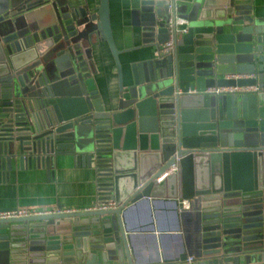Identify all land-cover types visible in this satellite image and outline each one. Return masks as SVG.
Wrapping results in <instances>:
<instances>
[{"label": "water", "instance_id": "obj_1", "mask_svg": "<svg viewBox=\"0 0 264 264\" xmlns=\"http://www.w3.org/2000/svg\"><path fill=\"white\" fill-rule=\"evenodd\" d=\"M45 5L52 15L29 21ZM178 19L175 53L133 66L125 88L109 0L96 13L68 0H0V182L14 166L51 172L56 152L74 151L96 168L99 202L115 203L0 221V264H264V22L242 0H143L134 13L156 48ZM101 42L120 85L109 110L95 80ZM225 87L256 91L206 93ZM184 200L195 213L188 248L140 257L136 234L166 232L163 205L181 231Z\"/></svg>", "mask_w": 264, "mask_h": 264}, {"label": "crops", "instance_id": "obj_2", "mask_svg": "<svg viewBox=\"0 0 264 264\" xmlns=\"http://www.w3.org/2000/svg\"><path fill=\"white\" fill-rule=\"evenodd\" d=\"M143 0H109L110 25L119 56L124 87L132 81L133 66L157 59L155 39L147 36L143 26H137L134 13L138 12ZM174 1V0H170ZM197 0H175L177 5H193ZM247 14L264 22V0H242ZM71 8L88 5L92 13L100 7V0H68ZM52 6L45 5L33 10L29 21L45 22L52 15ZM93 59L96 64V86L107 110L117 103L120 96L118 70L112 53L105 42L95 46ZM74 151L56 152L51 172L41 166L21 169L14 166L9 177L0 182V210L16 208L58 212L60 209L85 211L99 201L98 175L94 165L88 167L77 159ZM160 225L166 232H141L135 237V251L143 259L173 258L188 248V237L195 234V213L188 211L187 222H181V231L176 227L172 206L163 205ZM187 212V211H186ZM135 224L147 222L145 211L133 213Z\"/></svg>", "mask_w": 264, "mask_h": 264}, {"label": "built area", "instance_id": "obj_3", "mask_svg": "<svg viewBox=\"0 0 264 264\" xmlns=\"http://www.w3.org/2000/svg\"><path fill=\"white\" fill-rule=\"evenodd\" d=\"M186 21L183 19H178L175 23L171 20L170 22V39L168 42L160 45L155 53L156 58H166L168 56H171L175 53L176 50V39H175V26H180L183 28L185 26ZM256 88L253 87H225V88H213L208 89L206 91L207 94H216V95H233V94H248L251 92H255ZM179 162V158H176V164L172 168V173L178 172L177 163ZM99 184V182H98ZM99 188V187H98ZM99 199L101 197V191L99 189ZM115 208L114 202H108V203H101L98 201V203L89 211L91 210H108ZM191 209V202L184 200L180 202L179 211L180 212H186ZM76 212L75 210H59L58 212L55 211H47V210H37V209H23V208H16V209H10V210H0V221H7V220H14V219H21V218H27V217H34V216H42V215H48V214H57V213H72ZM192 262V257L188 259V263Z\"/></svg>", "mask_w": 264, "mask_h": 264}]
</instances>
